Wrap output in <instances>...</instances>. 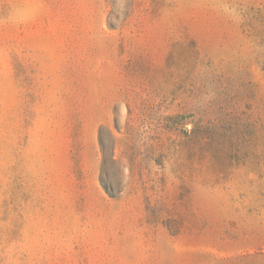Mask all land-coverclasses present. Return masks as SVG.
<instances>
[{"label":"rangeland","instance_id":"374dc122","mask_svg":"<svg viewBox=\"0 0 264 264\" xmlns=\"http://www.w3.org/2000/svg\"><path fill=\"white\" fill-rule=\"evenodd\" d=\"M0 264H264V0H0Z\"/></svg>","mask_w":264,"mask_h":264}]
</instances>
